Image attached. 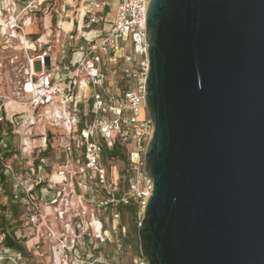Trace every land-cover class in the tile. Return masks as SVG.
<instances>
[{
	"label": "water",
	"instance_id": "1",
	"mask_svg": "<svg viewBox=\"0 0 264 264\" xmlns=\"http://www.w3.org/2000/svg\"><path fill=\"white\" fill-rule=\"evenodd\" d=\"M148 264H264V0H151Z\"/></svg>",
	"mask_w": 264,
	"mask_h": 264
},
{
	"label": "built area",
	"instance_id": "2",
	"mask_svg": "<svg viewBox=\"0 0 264 264\" xmlns=\"http://www.w3.org/2000/svg\"><path fill=\"white\" fill-rule=\"evenodd\" d=\"M59 1L28 0L21 8L14 2L6 20L1 19L0 9V34L5 39L3 52L14 50L0 58V76L7 66L6 60L11 66L16 65L12 92L0 90L3 131L0 130V166L4 167L1 169L5 173L15 172L11 163L3 162L10 147L9 142L1 139V134L9 133L19 140L21 152L32 157L31 167L52 169L61 183L80 175L84 177L78 181L80 187L88 189L90 180L109 190L112 184L102 163V154L118 140L129 148L127 165L132 178L120 199L109 191L110 198L105 203L135 199L144 211L154 187L145 169L147 146L155 129L146 106L149 71L146 19L151 0H82V26L97 24L111 1L117 4L116 18L99 41H85L74 51L77 57L73 55L69 62L66 61L68 45L76 43L78 36H71L75 41H59L58 36L53 41H29L27 33L31 15L48 14ZM59 44H62L59 51L62 63L58 56L55 60L52 57ZM138 56L143 60L135 72ZM22 59L23 63L19 64ZM36 63H40V72L35 69ZM118 72L127 80L142 79L137 87L121 88L114 79ZM143 109L147 112L141 119ZM5 128L10 132L6 133ZM50 159L60 164L53 167ZM57 202L58 199L52 201ZM59 217L64 218V212H59ZM31 219L33 223L38 222L35 215ZM102 228L100 223V233ZM3 241L6 236L1 237L0 243ZM4 245L6 252L13 250ZM6 258L12 264H21L20 252Z\"/></svg>",
	"mask_w": 264,
	"mask_h": 264
},
{
	"label": "rangeland",
	"instance_id": "3",
	"mask_svg": "<svg viewBox=\"0 0 264 264\" xmlns=\"http://www.w3.org/2000/svg\"><path fill=\"white\" fill-rule=\"evenodd\" d=\"M62 1L53 5V8L59 7L60 17L64 18L60 19L64 22L60 33L52 29L53 34H58L59 41H63L62 36L74 33L83 43L99 41L116 18L117 4L111 1L100 14L98 23L85 27L82 26V0ZM14 2L21 8V4L16 0H0V8ZM72 4L75 6L72 7ZM49 15L50 13L48 18L43 19L41 15H37L34 25L27 30L29 41H36L37 37L51 30L45 28L48 22H52V16ZM62 32H65L64 35ZM42 40L51 41L48 38ZM2 41L5 39L0 34V58L3 59L14 50L9 49L4 53ZM61 45L56 47L59 51ZM23 60L19 64H22ZM142 60L143 58L136 57L135 72L139 70L138 63ZM5 64L7 66L0 76V90L6 89L11 93L16 65L11 66L7 60ZM35 69L37 72L41 71L40 63L35 64ZM114 79L119 81L121 88H133L139 85L142 77L127 80L118 72ZM146 112L147 110L143 109L141 119L145 118ZM5 132L10 131L5 128ZM1 137L5 142H13V150L21 151L19 140L12 134L2 133ZM15 155H9L8 152L7 156L3 157V162L13 165V174L5 173L1 169L3 166H0V240L9 233L24 246L25 252H6L3 241L0 243V264H12L6 257L18 252L21 253V264H148L141 253L140 239L138 245L129 235L128 225L123 223L122 216L115 206L108 207L105 203L110 198L109 191L117 196L126 190V162H103L112 184L109 190L90 180L87 181L88 189H85L78 185V181L84 179L80 175H73V180L68 177L67 182L61 183L57 174L51 172L52 169H35L29 164L32 157L22 152L21 156ZM50 160L53 167L60 164L59 161ZM54 199H58V202L52 203ZM59 212H64V218L59 217ZM32 215L38 217L37 223L32 222ZM141 216L143 217V211ZM100 223L103 227L101 233L98 231Z\"/></svg>",
	"mask_w": 264,
	"mask_h": 264
},
{
	"label": "trees",
	"instance_id": "4",
	"mask_svg": "<svg viewBox=\"0 0 264 264\" xmlns=\"http://www.w3.org/2000/svg\"><path fill=\"white\" fill-rule=\"evenodd\" d=\"M18 1L21 5L20 7L24 6L28 0H16ZM9 147L12 149L9 153V155H18L21 156V151L13 150V142H9ZM129 158V148L127 145H124L120 143L118 140L115 141V144L112 148H105L102 154V163L110 160H121L126 162L128 164V159ZM131 173L128 170V165H127V177L125 180L126 187L131 182ZM117 199H120V195L116 196ZM118 213L121 214L123 223H126L128 225V232L131 237L134 238L135 241H137V244L139 245V227L140 223L142 221V216H141V208L140 204L138 201L135 199H130L128 202H122V201H117L115 203H108V207H114ZM125 226V225H124ZM6 246L8 248H11L16 251H21L25 252L24 246L16 240L14 237H11L9 233L6 235Z\"/></svg>",
	"mask_w": 264,
	"mask_h": 264
},
{
	"label": "crops",
	"instance_id": "5",
	"mask_svg": "<svg viewBox=\"0 0 264 264\" xmlns=\"http://www.w3.org/2000/svg\"><path fill=\"white\" fill-rule=\"evenodd\" d=\"M61 2H63L62 0H61ZM58 3H60V1L58 2ZM7 7H5V6H3L2 8H0L1 9V11H2V17H1V19L2 20H6L8 17H9V14H10V12H11V10L13 9V7H12V5L11 4H9V5H6ZM9 8H11V10L9 9ZM74 9V8H73ZM56 10H58L59 11V7L57 8H53L49 13H50V15H49V17H51V19H52V22L51 23H47L46 25H45V28L46 29H51V30H48V32L46 33V34H43V35H41L40 37H37V39H36V41L38 40V39H43V38H48V39H51V41H53V38H55V36H57L58 34H53V31L54 30H52L53 28L54 29H56V30H58L59 31V33L61 32L60 31V28L64 25V22H61V20L60 19H62V20H64V18H61L60 17V12H57ZM37 15H41L40 17L43 19V18H48L47 16H48V14H45V13H42V14H39V13H37V14H33V15H31V18H30V21L29 22H27V30L30 28V26H33L34 25V23H35V21H36V18H37ZM55 18V20H53ZM34 21V22H33ZM48 21V20H47ZM64 33L65 32H62V34L64 35ZM71 36H73V37H77L76 36V33H74V34H72V35H70V36H62L63 38H62V40L63 41H70L71 40ZM53 37V38H52ZM71 41H75V40H71ZM77 42L76 43H72V44H70V45H68V50H67V59H66V61L67 62H69L70 60H71V58H72V56L73 55H75L76 56V54H74V51H77L78 50V48L81 46V45H83V44H85V43H83L82 41H80V39H79V37L77 38V40H76ZM79 44H80V46H79ZM57 50V51H56ZM18 53H20L19 52V49H18V51H17ZM58 56V60H59V62L60 63H62L64 60H63V58L59 55V50L57 49V48H55V50L52 52V57H53V59L55 60L56 59V57ZM0 130H1V126H0ZM55 174V173H54ZM56 176V175H55Z\"/></svg>",
	"mask_w": 264,
	"mask_h": 264
}]
</instances>
